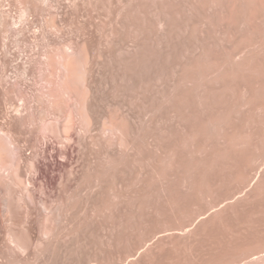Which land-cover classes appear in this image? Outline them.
I'll return each instance as SVG.
<instances>
[{"label":"bare ground","instance_id":"1","mask_svg":"<svg viewBox=\"0 0 264 264\" xmlns=\"http://www.w3.org/2000/svg\"><path fill=\"white\" fill-rule=\"evenodd\" d=\"M89 47L99 69L112 67L109 93L131 115L113 109L101 121ZM69 95L83 134L101 138L97 185L155 131L167 142L157 190L170 207L212 192L208 174L233 166L225 179L234 193L193 223H212L235 202L254 208L239 218L233 244L200 264H264V0H0V195L56 197L80 145V133L61 127ZM54 202L35 206L58 223Z\"/></svg>","mask_w":264,"mask_h":264},{"label":"rangeland","instance_id":"2","mask_svg":"<svg viewBox=\"0 0 264 264\" xmlns=\"http://www.w3.org/2000/svg\"><path fill=\"white\" fill-rule=\"evenodd\" d=\"M65 24L82 30L81 21L66 20ZM92 48L89 47L91 68L87 76L100 102L101 121L113 109L131 115L126 107L117 106L118 99L109 93V77L114 81V71L110 64L106 71L98 68ZM71 100V95L64 99L61 127L65 132L80 133V145L72 161L66 163L56 197H45L39 192L21 199L0 195V264H200L214 254H221L227 244H233L228 241L241 231L239 218H248L253 203H232L234 207L228 206L225 215L221 214L216 222L200 223L198 218L199 224L193 221L201 213L204 218L210 201L218 202L234 193L236 186L228 182L234 178L233 166H228V172H224L226 167L222 172L215 169L208 174V180H212L209 181L212 192L208 190L211 193L204 191L197 200L190 196L188 204L185 200L183 207L179 204L178 208L172 205L171 208L168 193L157 190L161 186L160 158L167 151V142L155 131L145 138L140 149L131 151L130 162L116 178H106L97 185L93 177L99 169L98 162L104 159L102 153L96 154L101 138L96 141L92 131L83 134L82 118H76L68 109ZM161 129L169 132L167 125ZM71 177L69 184L67 179ZM51 200H55L53 207L59 206L61 211L58 223L50 212L44 213L35 206ZM68 200L74 201L70 209ZM9 234L24 243L25 250L9 244Z\"/></svg>","mask_w":264,"mask_h":264}]
</instances>
